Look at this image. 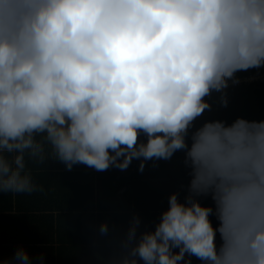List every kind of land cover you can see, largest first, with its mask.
I'll use <instances>...</instances> for the list:
<instances>
[{"label":"clouds","instance_id":"obj_1","mask_svg":"<svg viewBox=\"0 0 264 264\" xmlns=\"http://www.w3.org/2000/svg\"><path fill=\"white\" fill-rule=\"evenodd\" d=\"M261 67L264 0H0V194L42 191L27 161L46 148L69 171L181 151L187 195L152 231L132 217L122 264H264V120L195 127L206 97L227 107L229 82Z\"/></svg>","mask_w":264,"mask_h":264},{"label":"trees","instance_id":"obj_2","mask_svg":"<svg viewBox=\"0 0 264 264\" xmlns=\"http://www.w3.org/2000/svg\"><path fill=\"white\" fill-rule=\"evenodd\" d=\"M262 73H264V67L241 71L238 72L236 76L238 79H243L247 76H258ZM225 91L228 98L227 107H223L221 104V93L213 92L211 96L206 97L208 102L212 105L211 110H205L201 117L195 121V127H199L204 122L210 120H223L229 124L237 118L264 120V77H258L254 80L248 81L242 80L235 84L230 81L229 87ZM183 159L184 153L178 151L170 160L157 161L154 167L147 162L143 171H141L139 167L141 163L140 159H135L138 160L139 166L134 167L131 171L112 169L115 167H110L107 169V172L113 170L121 172H115V176L108 180L107 185L99 187V192L102 188H104L118 193H128V190L130 189L132 194H130V198H128L127 202V196L119 197L117 199L121 209H129L131 204L128 202L135 200L132 203L136 207L134 205L133 206L141 209V214H136L141 218V226L138 231V235L143 231H152L155 229L156 224L160 221L161 214L168 209V199L170 195L174 192H179L181 201H183L184 197L187 195V186L190 182V176L188 175L189 170L186 169L183 164ZM65 174L67 173H61L60 175ZM129 176H139L140 179L137 181L139 185L134 186L133 184H129L128 180H131ZM116 180L121 181V183L115 184L114 182ZM61 188L63 192L67 193L66 195L68 197H61L59 199V203L46 200V207L48 209L51 208L50 213H46V215H37L41 221H44V224L46 222L47 225H50L48 228L51 231V234H53V231L56 230L58 233L57 239H61L59 237L60 232L63 235V239L70 240V238L65 237L68 232L80 230L83 226L87 227V229L91 228L92 230L96 228L99 231L100 225L103 221H107L109 225V236L107 241L111 242L62 243V250H64L66 244H68V248L64 251H71L72 255L81 257L78 259V263L75 264H82L84 262L88 264H122L124 257L128 253V248L125 247V243L121 242H125L126 240L129 224L134 215H112L111 212H102L97 217L96 214L92 212L94 209L93 202L91 204L89 201L86 203L88 196L85 195H87V193H83L81 197L73 203L70 199L72 190H70L71 186L69 183H63ZM56 189L60 192L58 187H56ZM34 195H36L35 192ZM115 199L116 198H112L107 203L109 204L115 201ZM201 203L205 206L213 205L210 197L201 198ZM15 204L17 208L22 207L21 197L15 201ZM87 209L92 210L87 211ZM58 211H60V214L55 217L54 212L57 213ZM73 212L78 213V216L73 218L78 223L73 225L74 227L60 229L59 226L56 227L54 225L55 221L58 223L61 218H65L67 220V217ZM33 216L34 215L25 217L27 218L25 221H31ZM210 219L213 226L217 227L218 221L215 216L210 217ZM4 221H6V219H4ZM17 222L24 223V220L22 218H17ZM84 234L90 237L89 239H84L85 241L94 242L96 240L98 242H102L100 232L99 237L89 234V231ZM51 237V240L54 239L52 235ZM28 239L32 238L29 237ZM216 241L219 245L220 238L218 233ZM84 244H89V246L84 247ZM59 249L61 250V247H59ZM54 250L55 248L53 246L49 247L47 250L50 251L52 260L54 257ZM77 251H81V253ZM140 264H143V262L141 261ZM191 264H202V262L195 257H192Z\"/></svg>","mask_w":264,"mask_h":264},{"label":"crops","instance_id":"obj_3","mask_svg":"<svg viewBox=\"0 0 264 264\" xmlns=\"http://www.w3.org/2000/svg\"><path fill=\"white\" fill-rule=\"evenodd\" d=\"M147 162L154 167L157 161L149 160ZM27 165L32 172L34 182L43 190L36 191V195H34V193L18 195L12 193L0 194V260L10 259L17 248L22 246L30 253L32 264H75L78 263V259L81 257L72 255L71 251L65 252L64 250L68 248V244H66L65 249L62 250V243H111L107 241L109 233H107V235H100L102 242L96 240L94 242L85 241L84 239L90 238L84 234L87 233V231H89V234L99 237V231L96 228L92 230L91 228L87 229L85 226L80 230L68 232L65 237L70 238V240L63 239V235L60 232L59 237L61 239H57V231L54 230L53 234H51L48 228L50 225H47L46 222L44 224V221L40 220L37 215H46V213H50L51 211V208L48 209L46 207V200L59 203L61 197H68L66 195L67 193L63 192L61 188L62 184L65 182L69 183L71 186L70 190H72V192L69 191L71 192L70 199L73 203L77 201L83 193H87V195H85L88 196L86 203L89 201L90 204L92 202L94 204V209H87V211L92 210L97 217L102 212H111L112 215L141 214V209L135 208L136 206L132 203L135 200L128 202L131 204L129 209H121L119 205L117 200L119 197L127 196L126 202L128 201L130 194H132L130 189L128 193H118L104 188L99 192V187L107 185L108 180L115 176V172L121 171H96L83 164L75 165L70 171L65 170V165L55 160L51 154V150L48 148H46L45 160L43 163L28 160ZM137 166H139L138 160L134 159L130 166L124 171H131ZM59 173L67 174L60 175ZM129 177L131 178V180H128L129 184H133L134 186L139 185V183H137L140 179L139 176ZM114 183L119 184L121 181L116 180ZM56 187L60 189V192ZM20 197L22 207L17 208L15 201ZM112 198H116L115 201L108 204L107 202ZM54 213V216L57 217L60 211ZM31 215H34L31 221L26 222L25 220H27V218L25 217ZM76 216H78V213L73 212L67 217V220L61 218L58 223L55 221L54 225L56 227L59 226L60 229L72 228L74 227L73 225L78 224L73 219ZM17 218H22L24 223L17 222ZM4 219H6V221H4ZM104 222L105 221H103V223ZM51 235L54 237L52 240ZM29 237L32 239H28ZM52 246L55 248L53 260L51 259L50 251H47L49 247ZM88 246L89 244H84V247ZM59 247H61V250ZM77 252L81 253V251ZM41 256H43L42 262L40 260ZM82 264L88 263L84 262Z\"/></svg>","mask_w":264,"mask_h":264},{"label":"built area","instance_id":"obj_4","mask_svg":"<svg viewBox=\"0 0 264 264\" xmlns=\"http://www.w3.org/2000/svg\"><path fill=\"white\" fill-rule=\"evenodd\" d=\"M258 77H264V73H262V74H259L258 76H247V77H245V78H243V79H239V81H248V80H254V79H256V78H258Z\"/></svg>","mask_w":264,"mask_h":264}]
</instances>
